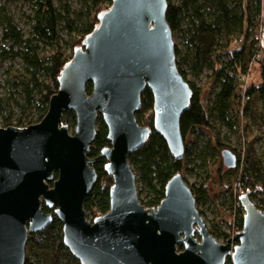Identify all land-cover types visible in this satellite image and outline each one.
I'll use <instances>...</instances> for the list:
<instances>
[{
  "label": "water",
  "instance_id": "1",
  "mask_svg": "<svg viewBox=\"0 0 264 264\" xmlns=\"http://www.w3.org/2000/svg\"><path fill=\"white\" fill-rule=\"evenodd\" d=\"M168 5V0H113L63 68L43 120L23 128L0 126V264H26L29 235L55 218L81 264H226L229 258L234 264H264V209L249 191L240 197L244 228L226 243L210 232L182 173L169 180L156 208L140 202L129 155L151 132L136 117L147 88L155 98L156 131L175 159L186 155L181 118L193 91L177 66ZM67 110L76 114L74 134L63 123ZM100 115L111 141L101 157L114 183L110 210L90 221L85 201L98 172L97 159L88 154ZM222 156L228 168L237 167L231 149ZM43 204L54 213H46Z\"/></svg>",
  "mask_w": 264,
  "mask_h": 264
},
{
  "label": "trees",
  "instance_id": "2",
  "mask_svg": "<svg viewBox=\"0 0 264 264\" xmlns=\"http://www.w3.org/2000/svg\"><path fill=\"white\" fill-rule=\"evenodd\" d=\"M34 1L38 9L32 23L34 37H25L8 15H5L3 21L0 19V23L4 25V39L22 46L16 53L13 50L5 52L4 57L24 58L27 73L31 75L32 81L27 83L24 90L26 106L36 108L39 115L27 114L24 108L17 123L14 122L13 115H9L0 123L2 127L23 128L43 120L49 111L52 97L60 88L59 77L63 68L73 59L75 51L84 47L86 38L99 26L101 16L113 5V0H79L81 9L73 15L68 4L58 8L55 0ZM168 3L167 19L173 34L181 32L187 40L184 49L176 44L177 66L193 91L191 103L181 118L185 143L196 126L213 127V119L233 130L240 124L243 112L244 94L240 75L247 73L253 56L252 38L254 30L260 24L264 0H177L176 3L168 0ZM186 19H189V25L184 28ZM62 24L68 32V41L62 36ZM240 39L243 40L242 43L238 42ZM34 40H39L44 47L50 46L49 55L44 54L43 47L39 44H33ZM64 43L70 47V53L66 52ZM205 68L212 70L209 81L217 84L218 88L213 102H210V92L204 94L196 81L190 78H199ZM261 68L264 80V60ZM40 75L44 79H41ZM36 91L40 95L37 99L34 95ZM92 91L93 85L89 84L88 92ZM248 93L254 101L259 98L264 100V82H253ZM250 101L244 109L245 112L250 109ZM154 104L153 92L147 88L142 95V107L136 117L138 123L150 128L151 132L146 144L129 155L130 163L136 166L139 182L144 187L139 193L140 202L147 208H156L162 202L166 186L176 173H182L184 176V171H188L186 161L188 162L190 156L187 143L184 159L177 160L172 156L166 140L155 129ZM2 106L3 100L0 99V109ZM262 112L264 115V111ZM64 121L76 122L75 112L65 111ZM108 134L107 124L100 115L97 135L88 154L97 159L94 167L98 172V181L85 201V210L90 221L106 214L111 207L110 194L114 182L107 170L108 160L101 157L103 149L111 146ZM225 137L222 126H218L215 138L219 147H229ZM208 144L211 146L210 141ZM207 145L198 154L205 165L208 164L209 156H212L208 153L210 147ZM232 151L236 152L238 164L235 168H229L228 172L240 180L245 192L251 193V199L256 206L264 209V156L263 159L259 156L256 140H248L242 154L235 149ZM215 154L213 153L212 157ZM184 178L187 181L185 176ZM51 185L53 186V182ZM190 187L196 201L199 196L205 194L204 190H196L192 185ZM259 191L262 192L263 198L257 200ZM143 193H147L145 199L142 198ZM235 197L239 211H236L233 228L243 229L244 208L238 203L236 195ZM43 209L46 213L54 211L46 204H43ZM200 212L204 214L202 210ZM210 232L215 238L219 235L225 243L231 238L230 232L219 233L213 229ZM184 248L183 244L179 245L180 250ZM34 253L38 257L36 261L32 257ZM65 256L67 263L64 264H81L64 243L63 223L59 218H55L47 229L29 235L26 264H63L62 258ZM227 264H232L231 259H228Z\"/></svg>",
  "mask_w": 264,
  "mask_h": 264
},
{
  "label": "rangeland",
  "instance_id": "3",
  "mask_svg": "<svg viewBox=\"0 0 264 264\" xmlns=\"http://www.w3.org/2000/svg\"><path fill=\"white\" fill-rule=\"evenodd\" d=\"M174 3L177 0H173ZM56 6L62 8V6L68 4L71 11L79 12L81 9V2L79 0H55ZM264 7V4H263ZM38 9L34 0H0V19L3 21L5 15L10 17L14 24L20 29L25 37H34L32 34V23ZM264 13V11H263ZM189 25V19H186L184 28ZM4 25L0 23V99L3 100V106L0 109V123L3 122L4 117L13 115L15 123L19 120L24 108L27 110V114L36 113V108L27 107L24 90L27 83H32L31 75L27 73L26 63L22 56H9L4 57L5 52L13 50L15 53L22 49L20 44H14L11 40H5L3 37ZM185 34V32H184ZM62 36L65 41L69 40L68 32L65 25L62 24ZM173 38L176 44L180 45L182 49L187 43V40L183 37L181 32L173 34ZM35 39V38H34ZM33 44H39L43 47L45 55H49L50 46L44 47L39 40H34ZM65 50L70 53V47L64 43ZM237 47V45H236ZM212 70L205 68L199 78H190L196 81L197 85L202 89L205 94L210 92V102L215 99V93L217 91V84L209 81ZM41 79H44L40 75ZM36 99L39 98V93H34ZM260 99V98H259ZM252 100L249 103V111L241 112L240 124L233 130L229 127L219 124L213 119V127L196 126L195 130L187 137L186 143L190 150V156L186 164L188 171H184V176L196 190H204L205 194L199 196L197 199V206L199 210L203 211L204 220L210 230H216L217 232H231L235 221L236 211H239V205L236 202V191L240 184V180L231 175L228 172V167L224 163L222 151L224 149H235L238 153L244 152L245 145L248 140H256V149L259 156L263 159L264 156V100L263 99ZM71 134H74L76 128V122H66ZM218 126H222L225 142L229 147H219L215 138V132ZM98 130V123H97ZM211 142L207 145V142ZM209 146L208 153L214 157L209 156L208 164L205 165L199 158L198 154L205 146ZM236 153V152H234ZM243 158V157H242ZM137 176L138 192H142L144 189L143 184L139 182V172L136 166L132 164ZM208 178V181L206 179ZM147 193H143L142 198H146ZM263 198L262 192L257 194V200ZM54 209V208H52ZM54 213V211H53ZM196 237L201 240V236L196 232ZM217 241L223 242V238L219 235L216 237ZM74 256V255H73ZM34 261L38 259L34 253L32 255ZM76 258V257H75ZM62 262L67 263V257L62 258ZM227 264V263H226Z\"/></svg>",
  "mask_w": 264,
  "mask_h": 264
},
{
  "label": "built area",
  "instance_id": "4",
  "mask_svg": "<svg viewBox=\"0 0 264 264\" xmlns=\"http://www.w3.org/2000/svg\"><path fill=\"white\" fill-rule=\"evenodd\" d=\"M254 42V52L252 59L249 64V68L247 73L240 75V82L243 87V94L242 97V110L246 108L247 103L252 99L251 96H249L248 89L250 85L253 82H264L263 76H262V62L264 60V13L262 14V17L260 19L259 26L254 30V35L252 38ZM239 43H242L243 40L240 39L238 41ZM257 76H259V80L257 79ZM244 153V152H243ZM245 193V190L243 187L239 184L238 190L236 191V196L238 203L242 204L240 201V197L242 194ZM244 216H245V210H244ZM243 229L240 227L233 228V230L230 232L231 238H234L237 232H241ZM231 259V258H229ZM228 261V260H227ZM232 261V259H231ZM232 264L233 261H232Z\"/></svg>",
  "mask_w": 264,
  "mask_h": 264
},
{
  "label": "crops",
  "instance_id": "5",
  "mask_svg": "<svg viewBox=\"0 0 264 264\" xmlns=\"http://www.w3.org/2000/svg\"><path fill=\"white\" fill-rule=\"evenodd\" d=\"M257 79L259 80V76H257Z\"/></svg>",
  "mask_w": 264,
  "mask_h": 264
}]
</instances>
